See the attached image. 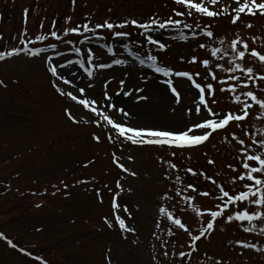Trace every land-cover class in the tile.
<instances>
[{"label": "rangeland", "instance_id": "rangeland-1", "mask_svg": "<svg viewBox=\"0 0 264 264\" xmlns=\"http://www.w3.org/2000/svg\"><path fill=\"white\" fill-rule=\"evenodd\" d=\"M86 1L77 0L78 14L86 13L91 25L112 22L114 18L118 20L125 13L130 21L135 16L139 22H148L152 17L166 20L177 8L172 0ZM70 2L0 0V50L23 47L21 40L47 34V30L42 32L38 27L42 19L48 25L52 16H60L61 12L71 17L75 15L77 11H73ZM208 3L211 7L210 0ZM235 6L233 0H219L212 10L219 11L227 7L231 11ZM25 10L28 12L27 17ZM184 19L189 25H194L191 31L184 30L187 41L180 40V31L174 28L151 33L166 44V51L147 45L144 37L139 35L141 30L132 26L128 31L131 37L123 42L112 39L107 31L104 33L105 41L97 40V34H85L89 37L85 44H80L76 40L78 37L72 39L74 46L82 49L79 57L71 51L72 45L62 41L49 39L45 45L57 43L58 50L65 53V56L57 57V62H66L68 58L86 59L89 50L94 52L95 63L124 60L122 65L97 69L91 80L78 65H68L61 71L78 86L86 87L89 95L97 99L101 107L115 104L127 111L129 118L116 115L121 120L127 119L132 126L179 129L199 119L194 114L190 117L188 112L195 107V90L190 87V82L173 78L182 97L177 104L164 83L167 78L154 73L147 64L141 65L135 61L130 56L128 46L143 58L147 54L157 55L161 66L193 74L200 72L203 75L206 70L200 63L190 64L188 60L193 56L208 58L212 70L217 71L220 79H226L227 73L217 70L216 63L225 68L229 64L225 59L217 60L210 56L213 47H220L229 54L226 59H230V42L243 38L250 49L264 53V16H244L236 25L231 23L230 15L214 19L186 16ZM248 23L254 27L247 28ZM209 25L214 32L213 38L204 36L202 32ZM66 28L72 27L64 25L59 33L62 35ZM25 31L27 37L22 35ZM192 32L197 33L196 38H192ZM252 37L258 38L255 44ZM202 42L207 44V50L198 47ZM108 43L112 45L108 46L113 49L112 53L106 51L105 44ZM241 63L253 67L256 75L264 74V65L258 60L248 57ZM235 74L241 75L239 72ZM51 79L44 60H30L21 56L0 62V81L4 82L0 85V233L18 248L42 257L47 264H181L179 253L191 251L187 247L191 243L190 236L175 229L165 217H161L159 207H167L195 234L202 221H207L209 217L201 218L192 208L207 211L215 208L217 200L192 193L187 185L192 184L198 190L213 194L219 192L217 185H223L231 192L240 190L239 183H232L238 173L231 171L229 165L239 167L241 145L231 136L235 133L250 147L252 138H264L258 136V130L264 133V119L257 118L261 110L254 107L242 126L234 122L226 132L214 134L198 148L177 151L173 157V149L167 147L140 146L130 142L113 144L107 139L112 135L108 128H97L94 114L60 97L52 88ZM121 81H124L123 88ZM198 82H211L216 86L217 103L211 105L214 111H239L241 106L232 102L231 94L219 91L220 84L203 79ZM89 84L92 87L88 88ZM252 90L264 98V85L253 87ZM125 91L132 94L125 95ZM243 91L245 89L240 88L237 92L241 94L242 100L245 99ZM105 92L111 97L107 103L104 100ZM141 96L146 99H139ZM69 108L80 123L74 124L68 119L66 110ZM96 135L100 136L101 143L93 139ZM113 154L137 175L133 177L123 173L113 163ZM209 160L215 163L210 165ZM170 163H175L179 171L171 169ZM187 168L215 179L217 185L206 180L204 175H191L185 171ZM178 175L180 180L176 179ZM81 180L87 183H79ZM118 182L123 185L122 191L117 187ZM175 191H181L182 197L162 199V194ZM188 196H194L195 201L185 204L183 197ZM114 199L121 206L119 209L113 208ZM37 204L42 207H36ZM116 214L127 217L126 224L135 231L122 232L115 225ZM105 218L112 221L114 226L109 227ZM256 226V232L245 233L237 223L218 221L216 231L197 242L198 250L186 259L185 264H215L216 260H220L221 264H264V234L259 233L264 222H256ZM169 228L176 234L170 235ZM238 242H248L255 248H241ZM165 251L169 253L168 256L164 255ZM0 264H39V261L9 247L5 240L0 239Z\"/></svg>", "mask_w": 264, "mask_h": 264}, {"label": "snow or ice", "instance_id": "snow-or-ice-1", "mask_svg": "<svg viewBox=\"0 0 264 264\" xmlns=\"http://www.w3.org/2000/svg\"><path fill=\"white\" fill-rule=\"evenodd\" d=\"M75 5L76 0H72ZM173 4L177 6L174 9L172 15L166 20H159L155 17L150 18L148 22H139L135 19L131 20L130 24L133 28L141 30L139 35L144 37L147 45H152L158 48L160 51H166L167 46L165 43H161L158 38H154L151 33L158 30H166L174 28L180 31L179 39L187 41L188 36L185 35L184 30L191 31L194 25H189L185 22V17L193 18L194 16H200L202 18L214 19L221 15H230L232 17L231 23L236 25L242 21L244 16H250L255 18L257 15L264 16V0H233L236 5L229 11L227 7L217 10H212L219 3V0H172ZM184 10H180V9ZM27 10H25V17H27ZM178 18V19H177ZM67 23H71V17L67 18ZM198 26V25H196ZM43 27V25H41ZM129 27L128 22L112 23L105 21L102 24L91 25V21L84 24H77L75 27L66 28L63 30L62 35L58 31L53 30L47 34H40L34 39L21 40L23 47L12 48L10 50H0V62L7 61L14 57L25 56L31 59H41L45 61L46 71L51 76V86L60 97H65L74 102L75 105L80 106L83 110L94 114L96 120L95 125L97 128L107 127L112 133L107 139L113 144L120 142H130L133 145L140 146H159L173 149L171 155L175 157L177 151H185L198 148L207 142L214 134L225 131L231 126L232 123L238 125L246 122L250 117V110L254 107H258L261 110V115L258 119H264V98L257 95L252 90L253 87H260L264 85V74L256 75L253 67L246 66L241 63L246 61L248 57L258 60L264 65V53L257 49H250V45L243 38L233 39L230 42V59L228 53L222 51L220 47H213L210 50V56L217 58V60L225 59L229 67L225 68L224 65L216 63L215 68L227 73L226 79H220L216 70H212V64L210 59H200L197 56H193L188 63L196 64L200 63L206 70L202 75L200 72L190 73L187 71H174L167 66H161L157 55L147 54L146 58L142 59L137 57V60L141 65H145L146 61L150 62L148 67L152 69L154 73H158L161 76L167 78L164 83L167 85L168 90L175 97V102L179 104L181 102V93L177 90L174 84L173 78H182L185 82H190V87L195 90L193 96L195 98V107L188 110L189 116L193 114L199 119L195 120L191 125H185L179 129H147L132 126L127 122V119L121 120L116 114H119L125 118H129V113L123 108H118L115 104H107V107H101L100 102L91 97L86 87H80L72 79H69L61 69H65L68 65H78L84 75L91 80L97 69L110 68L113 65H122L125 63L122 59H113L111 63H95V56L92 50L86 53V59L72 60L68 58L66 62H57V57L65 56V53L58 50L57 43H51L44 45L49 39L57 42H63L67 45H72L71 51L75 53L77 57L82 55V49L74 46L72 39L69 37H79V43L85 44L89 37L85 34H97L98 39H105V36H99L98 33L101 30H107L110 37L114 40L123 42L125 39L131 37V33L124 31ZM247 28H253V24L248 23ZM53 29H55V22H53ZM116 29H120L117 31ZM203 35L208 38L214 37V32L211 30V25L207 29L202 30ZM23 36L27 37L25 31ZM197 33L192 32V37L196 38ZM256 37H252V42H257ZM224 43L223 40L220 41ZM29 45H32L29 47ZM200 49L207 50L206 43H200L198 45ZM108 53H112L113 49L109 47ZM183 60V58H181ZM239 72L241 75H236ZM74 75V74H73ZM245 77L246 79H242ZM200 79L205 81H215L221 85L220 92H228L231 94L232 102L240 105L238 112L228 111L227 113L214 111L212 103H217L215 100L217 88L216 86L208 82L202 84L198 82ZM3 81H0V85H3ZM110 83V82H108ZM124 81H121L123 88ZM227 85V87H225ZM6 87V85H4ZM92 87L91 84L87 86ZM107 87V85H106ZM245 89L242 95L245 99H241V94H237L238 89ZM137 91L142 92L143 89ZM120 93H117L119 95ZM125 95H131V92L125 91ZM139 99H146V97H139ZM104 100L107 103L111 100V97L107 92L104 94ZM66 115L70 121L74 124H78L81 121L75 116L74 111L69 108L66 110ZM90 122V121H85ZM247 135V134H246ZM258 136L264 137V133H260L258 130ZM232 140H235L241 145L239 150V167L229 165V168L233 172H237L238 175L232 179V183L235 185L240 184V190L238 192H231L226 190L223 185H217V181L208 177L204 173H197L192 168H187L185 171L193 176L204 175L206 180H209L213 185H217L219 192L213 194L209 191H201L192 184L187 185V188L192 193H197L202 197H212L217 200L215 208H209L207 211H202L199 208L193 207L192 211L196 212L201 218L204 216L209 217L207 221H202L199 230L193 234L190 227L180 218L168 210L167 207H159L158 213L161 217H165L168 222L175 229L182 230L190 236L191 243L187 246L191 251H182L179 253L178 259L181 264H185L186 259L192 256V253L198 250V243L205 237H210L216 231V225L218 221L223 220L225 224L237 223L239 227L245 233H253L257 231L256 222H264V138H252L250 140L251 147L246 144L244 140L239 139L235 133L231 136ZM97 143H101L99 135L93 137ZM227 141V136L225 137ZM113 163L123 172L135 177L137 173L131 171L123 163L120 162V158L113 154ZM208 163L213 165L215 161L209 160ZM87 167V165H85ZM171 169L179 171L175 163H170ZM242 169V171H241ZM170 179V177H166ZM180 180L179 175L176 177ZM79 183L84 184L87 181L81 180ZM117 187L123 190V185L119 182ZM67 185H65V190ZM36 195V193H33ZM43 195V193H41ZM55 195V193H53ZM99 196L100 193L98 192ZM181 191H175L171 194H162L164 200H175L182 197ZM185 204H189L191 201H195L194 196L183 197ZM101 202L102 199H101ZM36 207H42L37 204ZM121 206L115 201L113 202V208L119 209ZM125 212H129L128 209H124ZM130 215V213H129ZM127 217L122 218L119 214L115 215V225H118L120 230L124 233L134 232L128 224H126ZM105 223L109 227H113L112 221L105 218ZM160 226L159 224L157 225ZM170 235L176 233L172 228L168 229ZM259 233L264 234V227L259 228ZM0 239L7 242L8 246L20 251L25 256H29L34 260H38L39 264H47L42 257L34 256L32 253L25 251L23 248H18L17 245L3 233H0ZM241 248H255V245L248 242H238ZM165 256H168L167 251L164 252ZM211 260L212 257H209ZM215 264H221L220 260H216Z\"/></svg>", "mask_w": 264, "mask_h": 264}, {"label": "trees", "instance_id": "trees-1", "mask_svg": "<svg viewBox=\"0 0 264 264\" xmlns=\"http://www.w3.org/2000/svg\"><path fill=\"white\" fill-rule=\"evenodd\" d=\"M80 1H82V2H84V3H87V1L86 0H80ZM96 1H98V0H96ZM112 3H114L113 1H112ZM72 4H73V2H72ZM82 4V3H81ZM78 2H77V0H76V3H75V5L73 4L71 7L72 8H74V10H75V12L76 11H79L78 9ZM84 14V13H83ZM87 16V15H86ZM124 16V18H122ZM123 16H121L120 17V19H118V20H116V18H114V20L112 21V23H123V22H128L129 23V27H130V17L128 16V14L127 13H125V14H123ZM68 17H71L70 15H66V14H64L63 12H61V15L58 17V16H54V17H52V21H51V24H50V26H51V28H50V31H53V30H56V31H59V29H60V27L62 26V23H63V21H65ZM75 17H77V16H75ZM87 17H89V16H87ZM136 18V16L135 17H132V19H135ZM136 20V19H135ZM53 22H55V29H53ZM88 23V20H85L83 23H79V24H84V23ZM66 24H68V23H66ZM65 25V24H64ZM128 27V28H129Z\"/></svg>", "mask_w": 264, "mask_h": 264}]
</instances>
